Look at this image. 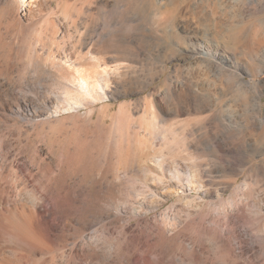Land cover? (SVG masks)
<instances>
[{"label": "rangeland", "instance_id": "374dc122", "mask_svg": "<svg viewBox=\"0 0 264 264\" xmlns=\"http://www.w3.org/2000/svg\"><path fill=\"white\" fill-rule=\"evenodd\" d=\"M3 11L0 156L25 172H63V214L82 207L77 231L20 264H63L83 246L79 264H225L227 250L205 234L192 230L207 241L201 252L176 234L188 210L206 212L211 225L224 207L234 216L233 204L246 214L235 252L264 256V0H0ZM104 70L108 86L100 81V99L79 114L109 122L122 110L127 143H108L86 178L76 161H51L68 148L58 130L69 113L40 114V103ZM25 100L40 113L16 110ZM8 181L34 194L29 182Z\"/></svg>", "mask_w": 264, "mask_h": 264}, {"label": "bare ground", "instance_id": "6f19581e", "mask_svg": "<svg viewBox=\"0 0 264 264\" xmlns=\"http://www.w3.org/2000/svg\"><path fill=\"white\" fill-rule=\"evenodd\" d=\"M13 13L14 21L12 22L19 24V15ZM5 16L6 14H4L3 11V14H0V27H2L1 24L4 23L1 19ZM261 22L264 24V19H262ZM218 23L219 22H217V25ZM103 73L108 74L107 70H104ZM107 74H103V76L100 77L101 80H99L96 75L94 76L97 78L93 75L92 78L84 75L83 77L87 78L82 77L78 80V84L76 83L75 88L72 90L73 93L66 92V97L63 99L56 98L55 103L50 99H48V101H41V113L40 111H37L39 107L36 106L33 100H25V104H21L18 101L15 106L18 111L23 109L26 112L33 111L35 113L39 112L40 114L45 112L49 113L50 108L57 110L61 109L69 113V115L67 117L65 116L61 122L59 121L58 130L59 136H62L69 141L67 150L61 152L57 160L51 158L48 151H46L45 154L47 157L51 158V161H57V167H60L61 164L63 165L64 163L72 164V161H76L79 163L80 169L84 171L80 173L86 178L92 174V172H89L92 169V159H95L96 161L97 159H103L104 147H106L108 143L115 141L121 146H125L127 143V123L122 110L113 114L109 122L101 117L102 114L95 119L96 121L93 120L92 123L88 120L85 121L88 117L81 119V115L79 114L80 110L78 107L83 106L88 109L90 105H94L95 102L100 99L96 97V95H98L99 91H102L100 81L107 85L109 77V74ZM59 104H62L63 107L60 108ZM72 111L74 112L72 113ZM102 113H105V109H103ZM263 124L264 123L260 121V125ZM1 153H4L2 147H0V155ZM8 167L16 169L19 172H0V264H20L22 260L25 259L27 252L34 251L39 255H45L53 249L59 235L70 236L72 234L70 233L71 231H77L79 217L77 216L76 211H80L82 207L74 209L75 211L73 214L71 213L70 216L63 214L61 201L65 197H62L61 192H59L58 189V179L62 177L63 172H25L28 168L26 169L24 164H19L18 161L14 159L7 163L6 161H3L2 156H0V168L3 170V168ZM57 171H59V169H57ZM14 176L19 183H23L24 181L29 182L28 184H31L30 186H32L34 194L31 193L30 195H27L24 191V193H21V190L16 193L15 187L12 184L10 185V180L8 181L10 177ZM19 183H17V185ZM203 186L207 189L206 185ZM71 190L74 189L71 188ZM152 193L156 194H152V197L157 196L155 190L152 191ZM212 194L213 193L209 190L203 192L204 197ZM17 197L22 198L17 202ZM191 200H193L192 202L202 201L198 197ZM202 203L203 205L207 204L204 202ZM232 208L236 213L234 216L228 215V211L230 210L229 207H224L223 209L218 210V215H221L222 213V217L214 218L211 225L207 223L208 216L206 212H203L201 209L195 211H192L191 209L188 210V221L183 228L177 232V238H182L184 241L188 242L190 245V251L192 252H201L202 249L206 247L207 241L210 245L214 244L222 247L228 252L221 258V261L225 264H264V256H259V258L255 255L246 257L245 252H235L236 249L234 244H232V241L234 239H239L236 225L237 223L239 224V222L243 223L242 225H245L244 220L246 214L244 208H239L238 205L233 204ZM239 212L242 213L240 214ZM192 230H197L200 234H205L207 236V241L205 240L204 242L201 239L197 240L193 237ZM236 242L238 248L241 249L240 246L243 244V241L239 239ZM90 249L91 248H89L88 251ZM262 249L263 248H261L259 252H261ZM90 252H92V249ZM86 253L88 252L85 246L71 251L68 256H66L67 258L63 264H79L84 260Z\"/></svg>", "mask_w": 264, "mask_h": 264}]
</instances>
